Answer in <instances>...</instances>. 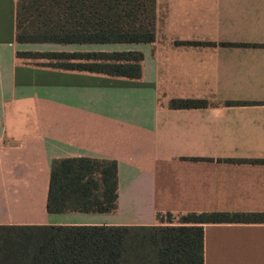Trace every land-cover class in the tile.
Here are the masks:
<instances>
[{"label":"crops","instance_id":"1","mask_svg":"<svg viewBox=\"0 0 264 264\" xmlns=\"http://www.w3.org/2000/svg\"><path fill=\"white\" fill-rule=\"evenodd\" d=\"M18 1L0 0V226L264 213V0H154V42L131 45L18 44ZM18 52H138L141 79L37 67ZM69 158L116 162L115 213H47L52 161ZM203 264H264V224L204 225Z\"/></svg>","mask_w":264,"mask_h":264},{"label":"trees","instance_id":"2","mask_svg":"<svg viewBox=\"0 0 264 264\" xmlns=\"http://www.w3.org/2000/svg\"><path fill=\"white\" fill-rule=\"evenodd\" d=\"M154 0H19L18 44H152ZM200 45L199 43H182ZM37 67L141 79L138 52H18ZM203 100H172L171 109H197ZM226 105H244L227 102ZM117 164L91 158L51 164L48 214H111L117 210ZM170 213L164 226H0V264H203L206 224H264V213Z\"/></svg>","mask_w":264,"mask_h":264},{"label":"rangeland","instance_id":"3","mask_svg":"<svg viewBox=\"0 0 264 264\" xmlns=\"http://www.w3.org/2000/svg\"><path fill=\"white\" fill-rule=\"evenodd\" d=\"M31 63H32V64H35L36 62H31ZM173 218H174V221H173V222L176 223L179 217H178V216H175V217H173Z\"/></svg>","mask_w":264,"mask_h":264}]
</instances>
